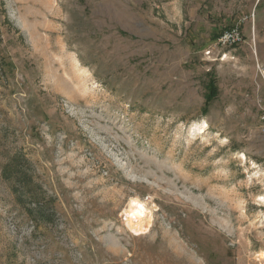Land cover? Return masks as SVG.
<instances>
[{"label":"rangeland","instance_id":"rangeland-1","mask_svg":"<svg viewBox=\"0 0 264 264\" xmlns=\"http://www.w3.org/2000/svg\"><path fill=\"white\" fill-rule=\"evenodd\" d=\"M263 110L264 0H0V264H264Z\"/></svg>","mask_w":264,"mask_h":264},{"label":"trees","instance_id":"trees-1","mask_svg":"<svg viewBox=\"0 0 264 264\" xmlns=\"http://www.w3.org/2000/svg\"><path fill=\"white\" fill-rule=\"evenodd\" d=\"M217 95H218V84H217L216 80L215 79L213 80V78H212L207 85V92L205 95V103H204V107H203L204 113L208 112L212 101L217 98ZM25 160H26V158L24 156L20 157V156L15 155L12 157L11 162L6 164V166L3 169L4 178L7 180H11L14 178L16 180V184L22 188L28 186L30 184V179H31L27 175V172L21 166V164ZM20 198H22V197H20ZM40 212H41V210H39V213ZM41 214H42V212H41Z\"/></svg>","mask_w":264,"mask_h":264},{"label":"built area","instance_id":"built-area-1","mask_svg":"<svg viewBox=\"0 0 264 264\" xmlns=\"http://www.w3.org/2000/svg\"><path fill=\"white\" fill-rule=\"evenodd\" d=\"M245 42V36L241 25L239 23L231 25L227 28H223L219 33L218 37L214 41V46L216 48H227V47H237ZM212 49H207V53H211ZM261 119L264 123V110L261 116ZM128 210V209H127ZM127 210L123 211L121 214L122 220L127 224Z\"/></svg>","mask_w":264,"mask_h":264},{"label":"bare ground","instance_id":"bare-ground-1","mask_svg":"<svg viewBox=\"0 0 264 264\" xmlns=\"http://www.w3.org/2000/svg\"><path fill=\"white\" fill-rule=\"evenodd\" d=\"M144 204V203H143ZM140 201L134 200L130 206L127 224L136 234H143L147 230L150 220V213Z\"/></svg>","mask_w":264,"mask_h":264}]
</instances>
